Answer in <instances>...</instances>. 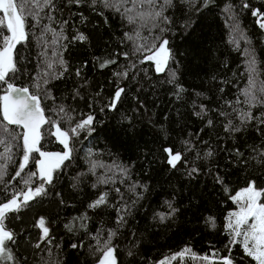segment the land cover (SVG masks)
I'll return each mask as SVG.
<instances>
[{"label":"trees","instance_id":"16d2710c","mask_svg":"<svg viewBox=\"0 0 264 264\" xmlns=\"http://www.w3.org/2000/svg\"><path fill=\"white\" fill-rule=\"evenodd\" d=\"M131 4L125 20L113 12L120 21L110 52L119 66L114 72L98 69L93 45L88 41L83 50L79 36L70 33L71 0H52L42 10L29 7L31 14H39V24L32 19L28 31L49 27L57 32L63 64L39 86L33 48L20 47L12 59L21 77L11 82L37 94L44 107L73 114L67 130L71 150L88 137H100L99 156L82 167L72 150L52 171L50 183L34 176L32 182L44 190L25 204L22 195L32 189L22 190L20 180L27 171L12 179L16 170L10 166L17 138L0 130L11 142L12 157L3 165L7 174L0 201L18 193L21 204L2 221L12 239L5 241L0 264H99L106 245L113 249L115 264H156L168 257L170 264H224L225 258L231 264H256L239 242L230 243L225 217L234 208L232 195L250 183L264 203V102L250 103L252 96L264 101V0ZM139 28L168 41L163 71L135 56ZM155 35L145 40V50ZM5 84L0 82V94ZM115 86L125 88L112 107ZM245 113L254 119L242 123ZM89 115L92 124L76 128ZM54 147L55 142L49 149ZM166 149L180 154L175 167ZM36 153L30 154L32 168ZM33 171L39 172L37 167ZM101 196L104 203L90 207ZM41 218L48 228L43 239ZM185 249L190 251L181 256Z\"/></svg>","mask_w":264,"mask_h":264},{"label":"snow or ice","instance_id":"6c2138e0","mask_svg":"<svg viewBox=\"0 0 264 264\" xmlns=\"http://www.w3.org/2000/svg\"><path fill=\"white\" fill-rule=\"evenodd\" d=\"M77 2H79V0H77ZM95 2L96 0H93V3ZM101 2L106 7H114L117 11H119V6L117 3L113 2V0H101ZM164 2L165 4H170L171 0H164ZM140 3L154 4L155 0H140ZM30 4H33V6H39L40 0H0V12L3 13V18H0V26H6L7 33H10V35H4V47L0 49V82H5V77L8 73L15 70L12 59V49L15 47L16 43L25 38L26 13L31 14L29 9ZM51 4L52 0H43L44 7ZM244 6L248 7L247 4ZM252 14L256 16L258 15V12L254 10ZM155 15L157 17L161 16L162 11L156 12ZM31 16L32 19L36 20V23L39 24V14L35 13L31 14ZM129 22L134 23L135 21L134 19L129 18ZM260 27L264 28V23H261ZM161 31H164V29H161ZM79 39L83 40L84 37L81 35ZM167 44L168 41L164 39L159 43V45L153 44L147 49L149 52H152V54L147 56L146 59L155 62L157 72L163 71V67L167 62L169 56V51L166 47ZM152 49H155V51L153 52ZM61 63H63V61H61ZM249 65V86L252 87L254 85L253 73L255 72L254 59L249 61ZM122 91L123 89H119L115 93L117 99L120 97ZM260 91L264 93V86L261 87ZM246 95L252 96L251 92H248L247 90ZM259 102L264 101H256L255 97L252 96L250 103ZM111 106L114 107L115 105L113 104ZM61 111H63V109H61ZM0 116L3 118L2 121H0V130L11 136L13 140L17 138L18 134L15 133L14 129H10L8 127L9 125L19 126L24 130L22 134H19L22 135L23 140V156L22 162L19 163L18 170L12 177V179H16L17 177H21L25 167L28 165L30 154L34 151H39L36 147L40 140L39 130L42 124L49 121H47L44 117V112L40 107L39 98L35 95H30L28 88H17L11 83H8L5 94L0 96ZM252 119H254V117H252L250 113H245L242 116V123ZM92 122L93 117L89 115L87 119L78 123L76 128H86L91 125ZM76 128L72 130L73 134H75ZM226 130H228V128H226ZM233 130L240 131L239 128H235ZM55 135L67 150L62 154L40 152V156L43 157V159L38 160L36 163L38 165L40 178L45 183H50L52 180V171L55 168H58L64 160L70 158L71 150L69 149L68 144V134L61 131L60 128L57 127ZM10 143V141L6 142L5 140L0 139V144L5 145V152L0 155V159H6L9 161L12 159L10 155ZM165 151H167L170 156L168 163L172 167H175L176 162L180 160V154H173L169 149H166ZM208 155L210 156L211 153L209 152ZM6 174L7 168L0 165V183L5 182L4 178ZM35 175L36 173H31L28 179L24 180V183L27 185L30 182L31 177ZM43 190L44 189L41 186L35 189V191L29 190L24 193L22 203L26 204L34 196L39 195ZM261 194V191L255 190L254 183H250L248 187L236 193L232 199L238 205L239 211L230 214L227 225L228 234L232 238L230 243L234 244L237 242V237H243L241 243L244 253L245 255L251 257L252 260L256 261V264H264V204L257 203V198L260 197ZM103 203L104 197L101 196L94 204L90 205V207L95 208ZM20 206L21 204L18 203L16 198L0 205V253L4 250L5 241L12 239V234L4 229L2 221L8 211H18ZM232 217H234V219ZM209 222L212 223L213 227L215 226L211 217H209ZM39 227L43 232L41 239L47 237L48 228L45 227V221L43 218L39 220ZM36 246L39 247V244ZM72 247H76V245H73ZM105 247L106 250L104 251V257L100 261V264H115V259L112 255L113 249L107 247V245ZM189 251V249H185L184 252L180 253V255L183 256ZM9 259H11L10 256ZM224 264H231V261L228 258H225Z\"/></svg>","mask_w":264,"mask_h":264},{"label":"rangeland","instance_id":"374dc122","mask_svg":"<svg viewBox=\"0 0 264 264\" xmlns=\"http://www.w3.org/2000/svg\"><path fill=\"white\" fill-rule=\"evenodd\" d=\"M113 2L117 3L119 6V11L116 10L114 7H106L101 0H96L95 3H93V0H71V10L73 13L72 16V21L70 22V33L72 35L76 36H83L84 39L81 40L83 50L85 49V44L89 41V46L90 44L93 45V49H91V54L92 56H96V64L95 66L98 69H103V68H108L112 72L116 71L119 66L114 65V60L111 59V46L113 44V41L115 38L118 36L120 33V21L118 16H115L113 12H116L118 15H121L123 19L125 20V16L128 12V10H131V0H113ZM143 7L147 6V3L142 4ZM29 7H34L33 4H30ZM39 9L43 7V0H40V5L38 6ZM26 21H25V38L22 39L20 42L16 43L15 47L12 50V57L14 54H16L17 49L20 47H27L29 46V49L34 51V58L36 62V73H38V80H36L37 85L41 86L44 84L45 81H43L44 78L50 76L53 77L55 74H57L60 71V68H62L61 59L59 56L61 55L62 51V43L60 42L62 38H59V34L55 32L54 30L49 29V27H44L41 29V31L34 32L31 34V32L28 31V28H31V22H32V16L31 14L26 13ZM0 18H2L1 12H0ZM141 18V15H140ZM1 27V26H0ZM7 33V29L5 26V31L0 32V48L4 46V41L3 37ZM155 34L152 33L150 34L148 31H144L142 28H139L138 31L136 32L135 38L137 40L135 47H133V52L136 53L138 57H142L143 55L141 54L142 52L148 51L147 49H144V42L146 39L153 37ZM159 38V39H158ZM161 35L158 33L155 35V43L156 45H159L161 39ZM154 42V41H153ZM152 42V44H153ZM152 44L149 46V48L152 46ZM141 49V51H140ZM134 56V55H133ZM134 56V57H135ZM15 63H17V60H15ZM153 65L154 62H152ZM103 65V66H102ZM14 71H10L8 75L5 77V83H11L13 85H17L13 82H11V79H20V71L18 68L14 67ZM121 69H124L123 67ZM7 79V80H6ZM5 84V85H6ZM19 86V85H17ZM125 88V87H124ZM119 86H115L111 90L110 96H109V101L111 105H115L117 101H120L123 95V91L120 94V97L117 99L115 96V93L119 89H124ZM0 89H2V86L0 85ZM6 86L3 88V92L5 91ZM2 92V93H3ZM0 94V96L2 95ZM38 98H40L37 94L32 93ZM46 103V101L44 102ZM40 107L44 112V116L46 118L47 123H45L41 129H40V140L36 147L39 150H56L58 152H62V146L56 139V128L59 127L61 131L66 132L69 130L70 126L74 123L75 117L73 114L70 113H63L60 109L58 108H51V104H48L47 106L44 107V104L40 102ZM44 108V109H43ZM51 108V109H50ZM50 110L51 113L48 114V111ZM2 116H0V121H2ZM11 126V127H10ZM9 128H16L18 135H17V143L15 141L14 144V154H15V160L12 164L10 162V166L13 167V170H18L19 163L22 162V156H23V140H22V130L20 127L15 126V125H9ZM72 130V129H70ZM0 139L5 140L8 142V139L5 137V134L0 135ZM55 142V147L49 149V147L52 146V143ZM100 137H88L83 143H81L79 146L74 147L73 154L75 159L79 162V164L82 167H85L88 162L92 161V157L99 156V153L96 151L98 150V147L100 145ZM69 144V149L71 150L72 148V143L70 142V139L68 140ZM71 150V151H72ZM5 152V145L0 144V154H4ZM71 154V153H70ZM39 157L35 156V161ZM6 159H0V165H5L4 163L6 162ZM6 166V165H5ZM33 168H36L34 166ZM32 165L28 163V165L25 167L23 175H22V180L21 183H23V189L25 190L27 188H31L32 191H35L38 186H35V183H33V178L34 176L31 177L30 182L26 185L24 183V180L28 179L29 175L31 173H36L35 176H39L38 171H33ZM12 169L10 168L11 172ZM31 169V170H30ZM15 171V172H16ZM34 184L32 187L31 184ZM249 186V185H248ZM247 186V187H248ZM241 188L237 190L233 195L235 196L236 193L240 192L241 190L245 189ZM20 190V189H19ZM257 190V189H255ZM258 191V190H257ZM231 197L232 202L234 203V208L229 210L226 214L225 217V224L226 227L229 222V217L230 214L238 212L239 207L238 205L233 201ZM9 197L3 201H0V203L8 200ZM257 203L258 204H264L260 203L257 198ZM234 219V217H232ZM243 237H237L236 240L237 242L240 243L241 248L243 249L242 246V241ZM244 251V249H243ZM104 257V256H103ZM102 257V258H103ZM172 258H164L161 261L157 262L156 264H170Z\"/></svg>","mask_w":264,"mask_h":264},{"label":"water","instance_id":"95a60500","mask_svg":"<svg viewBox=\"0 0 264 264\" xmlns=\"http://www.w3.org/2000/svg\"><path fill=\"white\" fill-rule=\"evenodd\" d=\"M1 15H2V18H3V13L1 12ZM8 35H10V33L8 34ZM4 47V46H3ZM2 47V48H3ZM13 50V49H12ZM153 52L155 51V50H152ZM152 54V52H147L146 54H143V56H142V60L144 61V62H154V61H150V60H147L146 59V57L147 56H149V55H151ZM154 64H155V62H154ZM155 67H156V64H155ZM164 67H165V65H164ZM163 67V68H164ZM7 85L8 84H6V89H5V91L2 93V95H4L5 94V92H6V90H7ZM14 87H17V88H25V87H22V86H17V85H14ZM29 94L30 95H34V94H32V93H30V91H29ZM1 95V96H2ZM45 117V116H44ZM46 119V118H45ZM45 124V123H44ZM44 124H42L41 125V127L44 125ZM19 127V126H18ZM41 127H40V129H41ZM21 128V127H20ZM21 130H22V133H23V128H21ZM40 131V130H39ZM56 139H57V141L60 143V140L56 137ZM60 145L62 146V152H58V151H56V150H46V151H43V150H39V151H37V156L39 157L37 160H36V162L38 161V160H41V159H43V157H41L40 156V152H45V153H63L64 151H66L67 149H65L64 148V145L63 144H61L60 143ZM36 167H37V169H38V165H37V163H36ZM39 170V169H38ZM29 190H26L24 193H26V192H28ZM13 198H16L17 200H18V203H19V194L18 193H16V194H14L13 196H11L8 200H6V201H4V202H2V203H0V205H2V204H4V203H7L9 200H11V199H13ZM22 199H23V195H22ZM9 212V211H8ZM100 264V263H99Z\"/></svg>","mask_w":264,"mask_h":264},{"label":"flooded vegetation","instance_id":"af4514ba","mask_svg":"<svg viewBox=\"0 0 264 264\" xmlns=\"http://www.w3.org/2000/svg\"><path fill=\"white\" fill-rule=\"evenodd\" d=\"M2 49V48H1ZM31 93V92H30Z\"/></svg>","mask_w":264,"mask_h":264}]
</instances>
